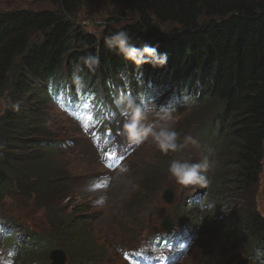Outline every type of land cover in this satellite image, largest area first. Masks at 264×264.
<instances>
[{
	"label": "trees",
	"instance_id": "trees-1",
	"mask_svg": "<svg viewBox=\"0 0 264 264\" xmlns=\"http://www.w3.org/2000/svg\"><path fill=\"white\" fill-rule=\"evenodd\" d=\"M92 1L52 0L57 8L41 11L17 5L0 10V95L9 89L0 121V186L7 172H18L25 181L30 175L29 185L42 201L68 195L63 187L67 174L59 171V162L33 143L43 132L34 79L56 71L65 53L66 66H73L81 51L98 58L97 68L105 79L130 72L136 65L105 44V37L123 30L136 47L147 43L167 54L163 67L139 66L148 70L151 80L158 77L162 84L186 88L203 104L207 119L202 125L210 127L211 143L220 141L226 148L220 151L214 192L232 186L240 191L241 204L264 155V0H98L128 14L114 17L112 12L107 17L111 23L130 19L123 27L113 25L117 29L106 26L100 39L74 22L81 5ZM156 23L174 26L166 32ZM217 221L216 231L227 239L216 264H229L234 237L253 241L260 235L262 241L253 243L264 247V219L250 209L237 210L231 221ZM70 229L63 231L68 234Z\"/></svg>",
	"mask_w": 264,
	"mask_h": 264
},
{
	"label": "rangeland",
	"instance_id": "rangeland-1",
	"mask_svg": "<svg viewBox=\"0 0 264 264\" xmlns=\"http://www.w3.org/2000/svg\"><path fill=\"white\" fill-rule=\"evenodd\" d=\"M13 5L32 10L54 8L52 0H0V10ZM112 12L114 17L128 15L113 4L101 3L98 0L86 2L81 5L78 21L74 22H79L85 31L100 34L105 28L103 23L105 26L110 24L111 19L106 18L112 16ZM129 21L128 18H122L119 22H114L113 25L120 26ZM156 24L160 30L166 32H169L167 30L174 26L168 23L164 26ZM117 28L119 27H113V29ZM122 77H126V79ZM123 93L131 94L137 98L138 102L143 97L145 106L154 104L157 110L161 106L172 109L171 118L166 123L179 133L178 143L184 144L187 136L193 137L198 143H188L185 147L163 156L149 138L142 146L140 144L138 149L134 148L116 171L110 173L107 186L100 190L106 204L93 208L80 198L78 191L89 182L100 179L107 171L99 163L88 138L78 132L75 123L54 111L50 129H67L74 134L76 140L85 142L89 149L86 150L83 161L92 169L84 171L83 163H78L73 167L63 159L56 157V160H63L61 167L70 176L66 183L69 182V185L74 187V189H68L65 185L63 186L68 193L74 192L72 201L61 200L62 193L56 196L53 201H42L40 194H38V198L36 197L35 191L33 193L21 192L18 193L19 198L5 199L1 203L5 208L6 216L18 227L21 226L20 230L34 229L36 232L41 230V243L35 248L34 264L42 263L37 257L45 255L54 239L62 241L66 249L74 256L90 255L92 264L106 262L126 264L124 258L121 257L120 249L134 247L151 235L150 239L157 238L158 232L163 231L160 223L164 216L169 215L171 227L176 225L180 216L188 218L189 224L195 225L202 224L206 219L201 239L199 235L195 236L196 239L186 248L184 258L178 264H216L217 255L220 256L223 250L221 245L227 239L220 234V231L216 232L218 218L213 215L216 205L207 203L204 209L195 208L191 212L187 211V203H182V201L198 185H179L170 178L168 173V166L172 160L196 163L201 162L208 153H212L211 165L205 175L209 182L212 180L211 185L215 183L221 167L220 151L226 148L220 141L216 145L211 143L213 138L209 139L210 134L207 130L209 127L202 125L207 119L203 117V104L198 107L192 105L187 100L183 87L179 85L161 84L160 78L153 81L147 74L127 71L100 83L93 82L90 94L75 106L73 113L78 114L79 110H83L82 116L86 117L88 113H93L102 126L111 124L115 120L121 121L120 126L122 127L126 117L122 116L121 112H117L119 108L115 101ZM4 103H7V99L3 92L0 95V116L5 112ZM155 120V112L149 111L143 123L150 124ZM100 132L104 133L105 128ZM12 173L16 186L22 189L32 188L28 181L30 175H27L25 181L20 173ZM168 186H173L175 193V201L171 206L164 204L161 199L162 190ZM207 186L210 188L209 183ZM61 190L63 191V188ZM246 202H248L249 209L260 215L264 211V155L261 170L258 176L248 183L241 205ZM82 205L85 206L84 210L81 209ZM229 212V208L224 210V213ZM78 213L84 214L85 220L83 218L81 220ZM55 215L58 216L57 219H54ZM103 221H107L108 224ZM208 223L213 225L214 231L209 229ZM69 227L72 229L68 234H65L63 228L68 229ZM152 232L153 234H151ZM153 241L155 243L157 239ZM154 243L151 245L153 246ZM6 244L10 245L11 243ZM205 247H209L208 252H204ZM4 248L5 245L0 243V253ZM21 252L23 251L19 247L16 263L18 260H26L21 257Z\"/></svg>",
	"mask_w": 264,
	"mask_h": 264
},
{
	"label": "clouds",
	"instance_id": "clouds-1",
	"mask_svg": "<svg viewBox=\"0 0 264 264\" xmlns=\"http://www.w3.org/2000/svg\"><path fill=\"white\" fill-rule=\"evenodd\" d=\"M132 38L126 31H118L105 37V44L109 51L122 55L125 60L133 62L137 67L147 63L152 67H163L167 63V54L159 53L156 47L145 43L142 47H136L131 43ZM82 63L89 69L95 70L99 60L93 55L81 57ZM125 78L126 77H122ZM122 116L126 117L122 126L121 135L126 138L129 144L140 145L151 138L155 147L163 155L175 152L185 147L188 143L197 144L193 137L187 136L184 144L178 143L179 133L166 123L171 118L172 109L161 106L156 109L154 104L145 106L143 97L138 102L137 98L129 93H123L115 101ZM15 110L19 109L18 104H13ZM154 111L156 120L153 123L145 124L147 113ZM70 144V142H68ZM3 146L0 145V148ZM209 168L207 158L201 162L189 163L187 161L172 160L168 166L170 178L175 183L183 186L199 185L207 186L209 183L205 173Z\"/></svg>",
	"mask_w": 264,
	"mask_h": 264
},
{
	"label": "water",
	"instance_id": "water-1",
	"mask_svg": "<svg viewBox=\"0 0 264 264\" xmlns=\"http://www.w3.org/2000/svg\"><path fill=\"white\" fill-rule=\"evenodd\" d=\"M163 199L164 201H166L167 203L171 204L173 199H174V195L172 193V189L171 188H168V189H165L163 191ZM166 222V221H165ZM166 223H164L165 225Z\"/></svg>",
	"mask_w": 264,
	"mask_h": 264
},
{
	"label": "bare ground",
	"instance_id": "bare-ground-1",
	"mask_svg": "<svg viewBox=\"0 0 264 264\" xmlns=\"http://www.w3.org/2000/svg\"><path fill=\"white\" fill-rule=\"evenodd\" d=\"M70 103H72V102H70ZM175 201V200H174ZM167 207V206H166ZM176 264H178V263H176Z\"/></svg>",
	"mask_w": 264,
	"mask_h": 264
}]
</instances>
